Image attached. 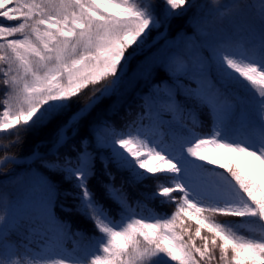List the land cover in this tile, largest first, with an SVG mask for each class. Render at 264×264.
<instances>
[{
    "label": "snow or ice",
    "instance_id": "obj_1",
    "mask_svg": "<svg viewBox=\"0 0 264 264\" xmlns=\"http://www.w3.org/2000/svg\"><path fill=\"white\" fill-rule=\"evenodd\" d=\"M242 7L239 0H0V135L14 146L28 132L49 133L30 158L40 168L27 177L43 243L34 249L30 237L9 239L12 208L0 197V264H264V0L259 40L247 45L223 27ZM189 10L191 34L169 38L171 20ZM140 84V112L118 131L111 115L119 105L101 101ZM200 110L211 121L205 134ZM97 156L115 212L88 183ZM57 176L79 192L62 190ZM150 177L153 191L131 197L127 188ZM69 196L73 206L60 202ZM149 200L174 211L156 212ZM57 206L85 216L102 236L73 232ZM218 214L242 224L217 222ZM240 227L259 235L238 234Z\"/></svg>",
    "mask_w": 264,
    "mask_h": 264
},
{
    "label": "trees",
    "instance_id": "obj_2",
    "mask_svg": "<svg viewBox=\"0 0 264 264\" xmlns=\"http://www.w3.org/2000/svg\"><path fill=\"white\" fill-rule=\"evenodd\" d=\"M198 3H205L206 0H197ZM223 4H230L232 0H222ZM239 3L243 6L242 12L240 15L236 16L231 23H227L223 25L226 27L229 36H231L234 40L244 42L246 45L252 41L253 39L258 42L259 36V24H260V0H239ZM193 10H189L183 16L176 17L171 20L168 28V37L174 38L177 33L184 31L191 34V29L186 21L192 15ZM256 29L257 34L253 37L251 34V29ZM159 31H163L160 29ZM154 37H156V32L154 31L149 40L151 41ZM162 44L163 41L161 40ZM144 85L140 84L136 89L131 91H126L122 94L120 98L116 96L105 98L101 101V105L107 107L115 101L119 107L115 115H111V122L114 124L115 128L119 131L125 120H131L137 117V114L140 112V104L142 100L140 99L138 93H143ZM91 88L85 90L83 95L81 96V101L87 102L88 96L90 95ZM239 95L244 96L242 90L238 92ZM3 98L2 88H0V99ZM234 99V98H233ZM0 110H2V106H0ZM241 112V109H237L235 112L233 124L236 127H239L240 122H238V117ZM131 113V116L129 115ZM199 120L203 121V127L199 128L198 131L201 134H205L210 132L211 130V121L208 119L207 113L203 110L199 111ZM49 133L46 131L40 132H28L23 138L22 142L11 146L12 141L8 138L0 135V163L6 157H16V159H25L33 155V152L36 150V146L43 140L48 137ZM74 142L78 143V140H74ZM7 150H5V147ZM47 145H41L39 151L42 153L47 152ZM74 155V153H70ZM110 170L116 171L114 165H110ZM208 168H213L211 165H207ZM40 165L37 161H33L24 165H16V164H7L4 167L0 168V197H6L7 203L11 206L12 211L8 217L9 224L7 228L9 232L13 233V235L9 238L11 240L21 239L24 240L25 237H30L31 241L40 240L43 241L42 233L44 232V225L37 221V219L32 215L29 207V201L31 196L33 195L32 190L27 181V177L30 174V169H39ZM223 169H220V172H223ZM126 175V174H125ZM55 182L60 185L62 190L70 191L73 194H77L79 189L74 187V181L71 180H62L61 177H54ZM163 177L161 181H163ZM121 176L120 173H117L115 183L117 185L120 184ZM108 182V177L104 172V165L101 162L99 156H97L95 162V174L89 179L88 183L91 187V190L95 194L96 198H98L102 203H105L106 206H109L111 211L115 212V205L112 204L110 200L107 199L105 195V191L103 188V184ZM157 181L153 178H148L143 183L136 185L135 189L127 188L131 197H137L140 192H152ZM145 185H147L145 187ZM162 186H164L162 184ZM141 199H143L141 197ZM68 206H73V197L69 196L66 199H62L60 201ZM146 204L149 208H152L156 212L168 213L170 214L174 211V208H170L168 205H159L158 201L149 200L146 201ZM3 203L0 202V208H2ZM57 215L71 223V229L73 232L79 230L84 237H92L96 236L99 238L102 236L95 229L94 224L91 220L87 219L85 216L78 214L75 210L72 212H63L60 210L59 206L56 209ZM146 215L147 213H142ZM117 219H119L117 217ZM217 222L220 223H228L231 224L232 220H238L239 218L233 217H223L221 215H217ZM242 223V222H241ZM194 226V225H193ZM239 234L245 235L246 237H252L254 235L258 236L259 232H249L246 227H243L238 231ZM78 239V245L80 249H83L87 246V241L84 239ZM27 242V240H24ZM72 241H68L67 248L72 249ZM0 251H4L0 249ZM77 255H82V252L78 250Z\"/></svg>",
    "mask_w": 264,
    "mask_h": 264
},
{
    "label": "rangeland",
    "instance_id": "obj_3",
    "mask_svg": "<svg viewBox=\"0 0 264 264\" xmlns=\"http://www.w3.org/2000/svg\"><path fill=\"white\" fill-rule=\"evenodd\" d=\"M150 37V36H149ZM252 111V109H251V106H249V109H248V112L250 113ZM241 119H242V110H241V112H240V114H239V117H238V122H241ZM212 166V165H211ZM212 167H214V166H212ZM216 171H218V172H220V169L219 168H217L216 169ZM242 223H241V221H238V220H232V223L230 224V225H241ZM243 227H240L239 229H238V231L239 230H241ZM238 234H239V232H238ZM41 243H43V241H40V240H36L35 239V241H33L32 243H31V247L32 248H37V246L39 245V244H41ZM68 250H69V252H71L72 251V249L71 248H68ZM77 255V254H76ZM69 260H70V262H71V257H69Z\"/></svg>",
    "mask_w": 264,
    "mask_h": 264
},
{
    "label": "water",
    "instance_id": "obj_4",
    "mask_svg": "<svg viewBox=\"0 0 264 264\" xmlns=\"http://www.w3.org/2000/svg\"><path fill=\"white\" fill-rule=\"evenodd\" d=\"M32 156L25 158V159H16L14 162H5V159L1 161L0 163V168L4 167L5 165L11 163V164H16V165H24L33 162L34 160H31Z\"/></svg>",
    "mask_w": 264,
    "mask_h": 264
}]
</instances>
